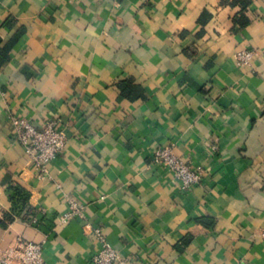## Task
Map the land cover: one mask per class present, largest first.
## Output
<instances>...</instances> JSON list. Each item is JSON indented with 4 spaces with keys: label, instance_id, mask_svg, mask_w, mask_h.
<instances>
[{
    "label": "crops",
    "instance_id": "0c3cea01",
    "mask_svg": "<svg viewBox=\"0 0 264 264\" xmlns=\"http://www.w3.org/2000/svg\"><path fill=\"white\" fill-rule=\"evenodd\" d=\"M243 1L0 0V252L22 236L46 264H89L72 197L125 264H264V0ZM13 114L64 128L45 177ZM161 146L206 168L197 186ZM18 184L38 224L4 221Z\"/></svg>",
    "mask_w": 264,
    "mask_h": 264
},
{
    "label": "built area",
    "instance_id": "2783aa9c",
    "mask_svg": "<svg viewBox=\"0 0 264 264\" xmlns=\"http://www.w3.org/2000/svg\"><path fill=\"white\" fill-rule=\"evenodd\" d=\"M257 54L255 49L243 48L235 52L234 56L241 65H249ZM13 137L24 148L29 166L36 170L39 177H45L49 171L51 161L63 150L67 136L64 128L57 120H48L38 128L28 118L21 114L10 115ZM156 163L171 170L174 178L183 190L197 186L206 168L202 165L190 163L184 157L173 152L171 146H161L153 152ZM11 200V199H10ZM69 209L63 220L80 218L83 229L96 236L97 250L92 255L89 264H125L119 250L112 245L103 233L102 227L84 221V204L76 198L68 197ZM12 219H27L31 224H38L34 211L26 203L11 205L7 211ZM0 264H46L41 242L17 236L15 241L0 252Z\"/></svg>",
    "mask_w": 264,
    "mask_h": 264
},
{
    "label": "trees",
    "instance_id": "16d2710c",
    "mask_svg": "<svg viewBox=\"0 0 264 264\" xmlns=\"http://www.w3.org/2000/svg\"><path fill=\"white\" fill-rule=\"evenodd\" d=\"M236 1H238V0H234V2H236ZM245 2H246V0L243 1V5H245ZM120 86H121L120 87L121 90L123 91L124 85H122V83H121ZM123 93H124V91H123ZM10 199H11L12 203H14V204L18 203V201H20L21 203H26V201L28 200V193L21 185L18 184V185H15L12 187ZM10 220H12V217L10 216V214L8 212H6L4 221L8 222ZM201 220L207 224L208 218L204 217Z\"/></svg>",
    "mask_w": 264,
    "mask_h": 264
}]
</instances>
